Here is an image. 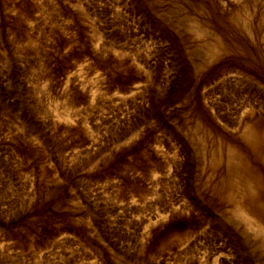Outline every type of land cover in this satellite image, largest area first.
Masks as SVG:
<instances>
[{
    "label": "rangeland",
    "instance_id": "1",
    "mask_svg": "<svg viewBox=\"0 0 264 264\" xmlns=\"http://www.w3.org/2000/svg\"><path fill=\"white\" fill-rule=\"evenodd\" d=\"M0 264H264V0H0Z\"/></svg>",
    "mask_w": 264,
    "mask_h": 264
}]
</instances>
